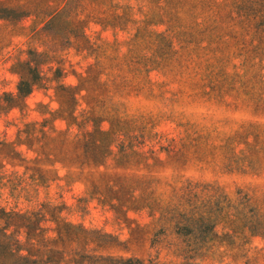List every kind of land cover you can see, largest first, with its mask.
<instances>
[{
	"label": "rangeland",
	"instance_id": "obj_1",
	"mask_svg": "<svg viewBox=\"0 0 264 264\" xmlns=\"http://www.w3.org/2000/svg\"><path fill=\"white\" fill-rule=\"evenodd\" d=\"M0 6V207L134 264H264V0ZM214 203L211 232L173 227Z\"/></svg>",
	"mask_w": 264,
	"mask_h": 264
},
{
	"label": "trees",
	"instance_id": "obj_2",
	"mask_svg": "<svg viewBox=\"0 0 264 264\" xmlns=\"http://www.w3.org/2000/svg\"><path fill=\"white\" fill-rule=\"evenodd\" d=\"M14 12L15 10L12 8L0 6V17L11 18ZM35 80V77L30 79L20 76L16 84L18 95L28 93ZM7 98L4 102L13 101V98L8 97V95ZM97 157L96 154H90L89 160L96 164L99 162ZM216 197H218L217 194ZM214 204L217 206L214 207V220L211 217L213 212L205 210L207 205H203V209L188 210L184 217L174 222L173 227L187 235L200 225L209 228V232H211L212 222L219 217L218 212L222 206H225H219L218 203ZM226 205L230 206L231 203L227 200ZM42 207L50 214L49 220L54 222L52 228L54 235L52 237L44 236V228L40 223L45 217L44 210L16 212L6 211L0 207V264H58L65 251L70 253L72 264H134L136 262V259H116L88 252L85 246L88 242L86 236L90 230L79 224L57 220L53 206L42 204ZM191 208L195 209L196 206ZM235 216H237V212ZM72 244L74 247H71Z\"/></svg>",
	"mask_w": 264,
	"mask_h": 264
}]
</instances>
